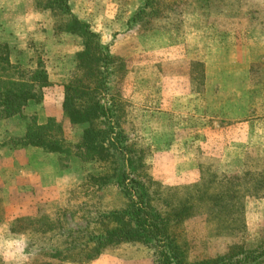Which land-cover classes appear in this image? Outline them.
Instances as JSON below:
<instances>
[{
  "label": "rangeland",
  "instance_id": "374dc122",
  "mask_svg": "<svg viewBox=\"0 0 264 264\" xmlns=\"http://www.w3.org/2000/svg\"><path fill=\"white\" fill-rule=\"evenodd\" d=\"M74 19L114 58L93 68L92 98L105 115L92 122L112 152L121 150L123 186L108 178L115 159L51 153L66 175L55 182L58 194L47 195L55 186L46 185L45 200L31 206L33 199L0 189V264H89L100 255L108 264H158L150 241L106 245L87 260L94 235L112 229L102 214L139 205L140 194L168 219L188 263L228 264L263 251L264 197L240 191L227 206L221 197L264 176V0H0V47L9 62L33 69L39 61L51 83L41 103L0 120V132H10L0 148L26 147L15 141L30 119L53 118L77 152L87 124L72 126L61 108L84 49L85 38L64 31ZM29 156L6 163L0 180L24 184ZM10 204L21 212L9 213ZM181 210L190 215L179 219Z\"/></svg>",
  "mask_w": 264,
  "mask_h": 264
},
{
  "label": "trees",
  "instance_id": "16d2710c",
  "mask_svg": "<svg viewBox=\"0 0 264 264\" xmlns=\"http://www.w3.org/2000/svg\"><path fill=\"white\" fill-rule=\"evenodd\" d=\"M88 28L86 23L74 19L73 22L66 25L64 30L70 34H77L83 39L85 38L84 49L76 55L77 73L68 84L64 85L61 104L62 111L72 126L87 124L81 145L75 147L77 152L74 153L67 145L60 125L53 118H49L44 124H38L35 118L30 119V123L25 128L24 136L15 142L21 146L41 149L45 153L59 155H71L73 153L78 158L82 157L79 151L82 150L85 155L83 160L85 161L95 159L102 161L108 159V157L115 159L118 164L108 178L115 179L113 183L122 187L125 171L123 166L119 165L118 155H121V150L119 149L117 154L112 152L110 148L113 144L108 142L107 138L105 139L107 134L102 137L101 132L95 130L92 122L105 115L98 102L92 98V94L97 89V80H94L93 68L101 63L102 65H109L114 61V58L101 52L98 45L92 40L95 34ZM3 48L6 47H0V120L16 115L21 116L23 109L29 103H41L43 90L51 86L47 72L39 61L35 68L23 69L9 62L7 52ZM104 143H107L106 146H104ZM1 145H5V142ZM240 191L244 196L264 197V176L254 180L251 179L250 184L246 187L235 184L231 191L226 192L228 198L223 199L221 197V200L227 201L224 206L230 204L228 202L235 201L239 197ZM136 193L134 192V195ZM125 195L132 197L128 190H125ZM138 196L137 199L140 198L141 200L139 205L131 202L124 211L102 214L103 219L110 220L112 229L105 230L104 234L97 233V235H94L95 246L92 255L87 260L97 257L106 245H116L121 242L140 241L145 243L150 241L158 248L156 252L158 264H191L181 256L178 245L170 237L168 219L153 214L149 203L146 201L147 199L144 200L142 194ZM187 210H181L179 219L190 215ZM124 218L127 224L123 226L120 221ZM220 225L225 229L229 226L226 222ZM11 232H13L12 229ZM261 258H264V250L247 255V259L237 258L235 262L228 264H247L249 261L255 262Z\"/></svg>",
  "mask_w": 264,
  "mask_h": 264
},
{
  "label": "crops",
  "instance_id": "0c3cea01",
  "mask_svg": "<svg viewBox=\"0 0 264 264\" xmlns=\"http://www.w3.org/2000/svg\"><path fill=\"white\" fill-rule=\"evenodd\" d=\"M5 3V2H4ZM51 81V80H50ZM14 119V117H13ZM12 120V118L5 120V122H10ZM4 123V121H3ZM39 123H44V121H39ZM0 126H4L3 124H0ZM9 128H4L3 127V131L0 132V139L3 138L4 135L6 134H10V132H7ZM7 130V131H6ZM22 133H24V129L22 130L21 134H19L18 136L21 137ZM7 146H3L0 148V162L4 161L5 165L3 167H1L0 172L3 173L4 169H8V165H6V163H14L16 161H18L19 159H22L23 156L27 153L31 156H29L30 161L29 164H26V167L30 168V174L29 172H27V175H31L30 178L28 180H26V182L23 183H15L14 181L11 180V178L9 180H0V189L3 190L4 192H8L9 196L15 197L17 198L18 196H25L26 199L29 200V198L33 199L34 201L31 203L32 205H35V203L40 200V199H44L45 197L42 196V194H46V185H53L55 186V188H53L51 190V192H49L47 195L49 196H54L56 194H58V190L56 187L58 183V181L60 182L61 180L63 181L64 178H66V175L64 173H60V171L57 168V161L54 160V158H50V157H55L53 154L51 153H44L43 156L41 154H38V152H36L37 150H35V148L33 147H23V148H11ZM9 155V157H6V155ZM33 155V156H32ZM12 167V166H11ZM13 168V167H12ZM8 171V170H7ZM10 172V171H8ZM11 173V172H10ZM57 178V179H56ZM6 179V178H5ZM74 181V180H73ZM56 182V183H55ZM50 183V184H48ZM27 194V195H26ZM49 196H46L47 198ZM29 206V207H31ZM20 205H17L16 207L13 205H9L7 211L9 213H15V211L17 210L19 213L20 211ZM22 212H25L22 210ZM28 215H32L33 213H27ZM26 215V214H25ZM105 256H99L98 259L91 261L89 264H108L105 261ZM129 262L133 261H126L125 260V264H130ZM122 264V263H121ZM135 264V263H133ZM144 264V263H142Z\"/></svg>",
  "mask_w": 264,
  "mask_h": 264
}]
</instances>
